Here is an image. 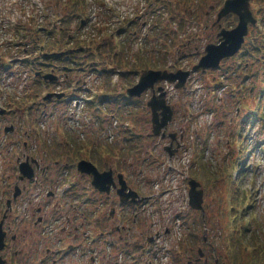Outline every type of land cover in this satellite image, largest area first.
I'll list each match as a JSON object with an SVG mask.
<instances>
[{
  "label": "rangeland",
  "instance_id": "obj_1",
  "mask_svg": "<svg viewBox=\"0 0 264 264\" xmlns=\"http://www.w3.org/2000/svg\"><path fill=\"white\" fill-rule=\"evenodd\" d=\"M223 1L0 0V109L5 110L0 117V218L5 209L6 201L10 200V206L6 207L5 217L11 222L7 225L11 227L13 224L14 229L11 228V233H15L18 238H27L24 223L19 220L24 211L28 210L26 206L29 200L32 201L30 207H35L36 201H41V205H45L46 200V203L50 202L48 209L57 202L55 197L53 198L54 202L51 199L47 201L45 194L37 196V187L34 188L28 182L19 181L16 178L18 173L13 165L14 155L18 153L19 159L22 161L28 150L31 147L35 148L37 141L34 139L37 136L35 130L40 129V132L44 134V140L50 139V133H54V131L60 134L63 133L60 138L63 141L68 139L66 137L68 132L73 133L82 142L81 146L86 149V144L92 142L90 139L94 140L96 138L93 136L92 131L86 127L87 121L85 118H87V114H90V111L96 116L108 118L112 115L115 118L119 117L113 110L103 114L100 109H89L83 102L79 107H76V101L70 102L68 106L62 102H43L41 95L49 90H42L41 86L35 85L37 83L30 74L33 69L29 71V66L23 68L18 61H14V59L22 57L20 52L23 49L22 46H25V43L30 39H36L40 36L38 29L54 30L64 27L70 34H76L81 40L87 38L92 40L93 46H90L92 51L95 46L100 48L101 51L97 52V56L92 58L93 63H96L95 66H99L98 69L107 67V64L112 62V56L115 52H117L118 57L122 58V61L128 62L129 66L135 65L139 62L138 60L147 57L151 62L150 67L151 64L153 65V70H156L155 67L162 65H165L167 70L173 68V66L189 69L197 60V52L203 50L205 44L217 42L218 24L216 13ZM75 8L78 9L77 12L79 13L76 16L80 15L85 19L84 25H80L79 20L66 19L69 14H73ZM250 9L258 20L257 24L260 23L264 19V0H251ZM227 17L230 18V15ZM225 18L220 20L221 27L226 25ZM67 20H70V23ZM229 21L231 26L236 24L234 18L233 21L232 18ZM213 23L214 26L212 27ZM256 29L250 30V33H253L250 39L255 37V32L258 31ZM92 30H95L96 35ZM261 30L263 31L259 35L264 37V29ZM163 32L166 33L163 35ZM166 47H168L167 50L163 51L162 48ZM87 53L89 51L86 49L83 54L86 56ZM244 61L243 56L241 63L243 64ZM237 63L236 58L228 59L222 62L221 66L223 70L232 72L234 65ZM3 64L7 65L3 66ZM260 64L251 65L247 71L248 73H254V77L244 82L243 78L241 79V74L233 82L234 84L226 82L227 87L220 88L214 92L215 95L209 89V86L214 85L210 81L215 80L222 70L217 73L215 70L209 71L203 76L200 74L192 75L185 90L177 91L178 93L169 92L168 96L170 104L174 106L175 118L167 126L166 133L182 131L181 143L185 146L182 147L181 153L172 156L169 160L164 152L160 150V147L167 141H164L159 147H150L147 141H143L140 137V140L135 142L140 145V148L130 149V155L125 157L126 162L119 163L122 172L127 175L129 172L133 173L135 180L137 178L136 174L141 170L144 177L143 190H148L149 194L151 192L157 194V199L163 198V202L159 200L156 204L159 209L152 214V217L158 218L154 223L158 224L160 231L165 225L170 227L176 225L174 219L170 220L169 216L176 211L184 210L187 200L184 186H187L186 181L188 180H186L187 177H184L188 176L190 178L191 173L195 174V179L200 181L203 188V208L205 209L200 233L204 232V229L207 230L205 232L209 244L211 240L214 241L218 253L222 256L219 260L224 261L225 264H249L250 258L255 254L259 255V250H261L257 249V252L254 253L256 249L247 246L248 240L245 239V236L237 234L239 232H234V228L237 231L243 226L241 225L242 216L240 214H245L244 221L246 220L250 224L247 231L248 235L251 234V236L257 238V241H254L256 242L255 246L264 248V146L258 147L255 145L256 142L264 140V94L260 101L257 99V95L262 91L260 82L264 78V68L262 69ZM147 65L149 66V64ZM86 66L85 70H88L89 67ZM18 71H20V74ZM236 72H238V69H235L234 73ZM87 75V86L88 88L93 87L92 90L95 92L93 94L96 98L100 95L101 89L97 77L103 75H98L95 71H90ZM136 78L137 76H130V81H128V79L122 77L119 80L120 84H114L113 86L111 92L113 98H119V95L124 94V89L121 87L122 80L125 84L135 83ZM59 84L62 88L61 91H64L66 88L64 87V80L60 79ZM59 84L56 82L58 87ZM157 85L165 87L163 83H156L155 87ZM166 86L171 87L169 84ZM64 92L70 96L72 90L66 89ZM184 92L189 93V95ZM80 93L81 97L88 95V92L84 93L83 90ZM142 93L141 100L145 104L150 98L151 92L150 90H144ZM252 111H257L258 113L255 116L261 115L262 119L250 124L248 113ZM122 116L116 119L115 122L112 121L110 126L126 124L131 130L136 128L129 134L123 133L125 137L139 138L137 137L138 134H151L150 114L146 108L139 111L136 124L121 121ZM10 125L13 126V131L5 133L7 136H4V127ZM80 127L88 130L83 133L84 137L80 136ZM113 130L111 127L110 131L112 133ZM26 132L30 138L25 137ZM117 139H121V135ZM9 140L12 143L8 144ZM24 141L27 142L25 153L23 146L21 148ZM40 144L41 142L39 143L40 153L33 151L34 158L38 161L43 159ZM194 146L197 147L198 153L195 152ZM68 147L70 148V145ZM97 147L104 149V146L101 145ZM125 147L127 146H123V148ZM153 148L157 149L156 152ZM112 149L114 154H118V151H120L118 146ZM133 149H135V152ZM149 150L157 156L156 161L146 158ZM142 152H144L143 155ZM179 156L180 158L175 161ZM144 157V162H142L141 159ZM196 160L204 163V166L201 167L202 170H206L207 173L214 171L217 174L218 172L219 178L208 181L207 185L206 182L197 178V175L202 171L201 169L191 170L189 174L190 165ZM97 162L101 164L99 160ZM101 166L107 168V165L101 164ZM239 167H241V175H236ZM166 179L170 180L169 184ZM233 179L238 180L241 190L247 191L244 199L248 204L247 208L240 207L241 209L238 208L236 212L228 205L232 200V195L235 194L232 193L234 192V185H236ZM14 183L18 184L19 188L25 186L27 189L16 199H12L14 191L12 186ZM192 213V217L198 218V223H200L202 213ZM239 215L240 220L237 218ZM25 216H27V212ZM166 218L169 222L165 220ZM233 220L235 221V227H233ZM244 221L242 222L244 223ZM150 222L153 221L150 220ZM28 224L30 225L29 222ZM184 228H186L184 225L182 228L175 226L174 231H172L174 236L171 239L183 238L187 234ZM245 229L246 227H244ZM235 233L242 236V242L240 243L242 246L237 245L239 240L234 238L225 240L231 238V235ZM214 235L216 236L215 239L213 238ZM219 236L220 240L215 241ZM160 238L164 239L165 237L161 236ZM165 239H169V237ZM27 241L28 244L31 243L30 239ZM19 242H22V240H19ZM160 242H163L162 239L156 242L159 256H149L147 258L143 256L142 261L146 263L147 259H151L153 264H180L176 258L171 259L173 255L177 254L176 252L165 253L160 251ZM225 242L227 246L232 243L233 248L229 247V249L224 250ZM47 246L48 248L53 247V245H51L52 247ZM174 246L175 244L172 242L171 247L173 249ZM41 247L44 249L46 246L42 244ZM237 251L240 256L237 261H234L232 258ZM202 252L209 255L206 246H203ZM234 252L235 254H233ZM28 253H30V260L37 261L40 251L31 249V252L28 251ZM28 253L24 252L22 257L28 256ZM184 254V252L178 253L180 258L183 259L182 264H186ZM168 255L171 257L169 258ZM17 257L19 258V255ZM18 258L15 257V259ZM263 261L264 257H260L259 261L253 264H264ZM26 264H29V262Z\"/></svg>",
  "mask_w": 264,
  "mask_h": 264
},
{
  "label": "flooded vegetation",
  "instance_id": "obj_2",
  "mask_svg": "<svg viewBox=\"0 0 264 264\" xmlns=\"http://www.w3.org/2000/svg\"><path fill=\"white\" fill-rule=\"evenodd\" d=\"M79 184L80 182L75 185V189L79 188L76 205H70L71 209L63 208L61 211L54 209L49 212L52 216L51 224L60 225L58 234L52 235V232L45 230L41 231L40 237L18 238L15 233H11V227L7 225L11 222L4 217L3 227L9 234L6 237L8 246L6 245L2 255L6 264L30 262L28 251L31 252V249L40 251L39 264H47V262L48 264H118L113 262L117 255L121 264L126 263L129 240H133V245H136L137 241L142 242V233H136L138 217L135 207L119 200L118 186L112 185L107 193H100L93 188L89 178L86 186ZM50 186L54 187V185ZM135 188L136 185L131 189L136 190ZM55 189L58 190V188ZM72 190L74 189H69V195H72ZM59 195L62 196L63 191ZM68 200L70 201L71 197ZM40 211V208L36 210V212ZM42 214L44 216L45 211ZM42 224V218L35 217L32 227L38 230ZM28 239L31 240L30 244H28ZM97 239L107 246V252L106 250L101 254L97 252ZM42 244L46 246L44 249L41 247ZM47 245H53L54 248L52 246L48 248ZM23 251L28 253V256L22 257Z\"/></svg>",
  "mask_w": 264,
  "mask_h": 264
},
{
  "label": "water",
  "instance_id": "obj_3",
  "mask_svg": "<svg viewBox=\"0 0 264 264\" xmlns=\"http://www.w3.org/2000/svg\"><path fill=\"white\" fill-rule=\"evenodd\" d=\"M235 13L238 16V24L236 27L230 31L222 30L219 35L222 36L223 41L215 46V45H208L206 47V55L200 60L198 65H196L193 69L202 70L207 67H215L217 66L219 60L223 57L231 56L233 55L238 48L240 47L243 37L247 32V23H254V20L251 17V13L248 10V0H226L223 4V7L218 13V19H220L222 16H225L228 13ZM188 72H177L175 74H166L165 72H153V71H147L145 72L138 84L134 86L131 89L127 90L128 95H139L146 87H152L153 83L156 80L166 78L170 81H174L175 79H178L179 82L176 85V87H180L183 83L185 78L187 77ZM163 94H161L162 96ZM149 105L152 109V116H153V122L156 125L155 126V133L157 134L159 132V129L163 126H165L166 122L170 118V112L166 110L168 114L167 116L161 119V123H157V114L156 110L158 109L159 105L156 102V99L153 97ZM23 167L25 165H22ZM21 166V167H22ZM23 174H27V171L25 168H23ZM190 191H189V198H190V204L193 208L199 209L201 205V190H196V187L198 184L194 181H190Z\"/></svg>",
  "mask_w": 264,
  "mask_h": 264
},
{
  "label": "trees",
  "instance_id": "obj_4",
  "mask_svg": "<svg viewBox=\"0 0 264 264\" xmlns=\"http://www.w3.org/2000/svg\"><path fill=\"white\" fill-rule=\"evenodd\" d=\"M251 40L254 43H256L257 45L260 44L259 47H263L264 48V38L263 39L261 38V36L259 35V32H257L256 35H255V37L253 39H251ZM254 51L257 52L256 50H254ZM147 63H148V60L145 58V60H143V64L146 65ZM201 167H202V163L199 164V167H198L199 170L200 169L202 170ZM210 172L211 173H207L206 170L200 171L202 180H205L206 179V180H210L211 181V180L217 179L218 176L216 175V173L214 171H210ZM245 237H246V234H245ZM254 241H257L256 236L250 237V240L248 242L246 241L247 242V246L248 247H254L256 249V251H254V253L257 252V249H261V250H259V255L258 254H255V255L252 256V258H250L249 264L256 263L257 261H259V258L260 257H264V248H258L257 246H255L256 242H254ZM237 245L242 246L240 243L237 244ZM230 247H232V246H230ZM239 256H240V254L237 252V254H235V256L232 259L237 261V259H238Z\"/></svg>",
  "mask_w": 264,
  "mask_h": 264
}]
</instances>
